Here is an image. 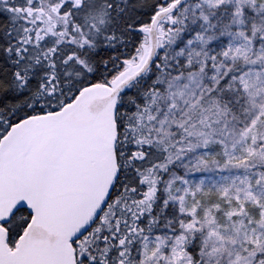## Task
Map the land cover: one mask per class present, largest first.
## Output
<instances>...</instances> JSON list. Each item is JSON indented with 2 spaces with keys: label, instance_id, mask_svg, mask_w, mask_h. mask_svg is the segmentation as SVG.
<instances>
[{
  "label": "snow or ice",
  "instance_id": "6c2138e0",
  "mask_svg": "<svg viewBox=\"0 0 264 264\" xmlns=\"http://www.w3.org/2000/svg\"><path fill=\"white\" fill-rule=\"evenodd\" d=\"M0 264H264V0H0Z\"/></svg>",
  "mask_w": 264,
  "mask_h": 264
}]
</instances>
